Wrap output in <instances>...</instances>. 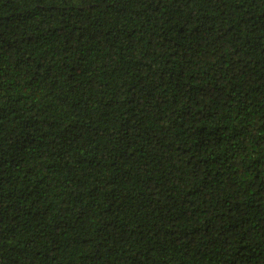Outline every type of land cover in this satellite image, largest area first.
I'll list each match as a JSON object with an SVG mask.
<instances>
[{"label":"trees","instance_id":"1","mask_svg":"<svg viewBox=\"0 0 264 264\" xmlns=\"http://www.w3.org/2000/svg\"><path fill=\"white\" fill-rule=\"evenodd\" d=\"M0 264H264V0H0Z\"/></svg>","mask_w":264,"mask_h":264}]
</instances>
